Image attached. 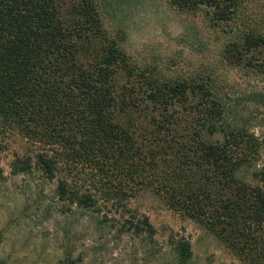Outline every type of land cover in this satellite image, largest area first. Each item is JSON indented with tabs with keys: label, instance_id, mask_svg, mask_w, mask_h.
<instances>
[{
	"label": "trees",
	"instance_id": "1",
	"mask_svg": "<svg viewBox=\"0 0 264 264\" xmlns=\"http://www.w3.org/2000/svg\"><path fill=\"white\" fill-rule=\"evenodd\" d=\"M102 1L0 0V127L42 147L33 158L47 180L85 164L100 176L99 190L115 200L125 196L121 187L130 177L132 184L144 177V156L170 208L240 258L261 262L264 157L258 165L256 137L220 124L224 106L210 85L194 77L166 81L133 63L104 28ZM167 1L181 11L205 6L226 17L220 0ZM262 41L248 36L244 44ZM216 130L219 141L211 139ZM138 131L149 141H139ZM11 168L31 172L32 157L16 158ZM57 193L86 209L97 205L90 190L64 178ZM129 228L154 235L146 217ZM173 251L176 264L190 263L187 240H177Z\"/></svg>",
	"mask_w": 264,
	"mask_h": 264
},
{
	"label": "rangeland",
	"instance_id": "2",
	"mask_svg": "<svg viewBox=\"0 0 264 264\" xmlns=\"http://www.w3.org/2000/svg\"><path fill=\"white\" fill-rule=\"evenodd\" d=\"M220 7L226 9L225 18L205 6L181 11L167 0H107L99 11L104 28L138 67L166 81L194 77L210 85L224 106L220 124L256 137L260 165L264 0H220ZM248 36L263 41L247 49ZM145 132H136L139 141L146 139ZM221 137L216 130L211 139ZM0 149L1 264H176L173 246L179 239L191 245L189 264H264L240 258L202 226L170 208L142 155L144 177L132 184L125 172L130 177L121 187L126 194L115 200L99 190L100 176L85 164L47 180L33 158L42 147L14 128L0 127ZM26 156L32 157L31 172L12 174L13 161ZM157 165L161 171L164 162ZM242 177L251 182L249 172ZM63 178L81 192L90 190L97 205L86 209L62 200L57 180ZM144 217L154 229L151 238L129 228L130 222ZM259 234L264 241V225ZM261 250L259 254L264 253Z\"/></svg>",
	"mask_w": 264,
	"mask_h": 264
}]
</instances>
